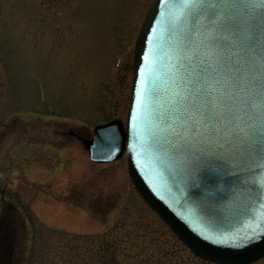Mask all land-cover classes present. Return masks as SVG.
<instances>
[{
    "label": "rangeland",
    "instance_id": "374dc122",
    "mask_svg": "<svg viewBox=\"0 0 264 264\" xmlns=\"http://www.w3.org/2000/svg\"><path fill=\"white\" fill-rule=\"evenodd\" d=\"M154 2L0 0L2 264H216L151 209L126 156L95 163L68 135L127 121Z\"/></svg>",
    "mask_w": 264,
    "mask_h": 264
},
{
    "label": "water",
    "instance_id": "95a60500",
    "mask_svg": "<svg viewBox=\"0 0 264 264\" xmlns=\"http://www.w3.org/2000/svg\"><path fill=\"white\" fill-rule=\"evenodd\" d=\"M200 61L211 65L199 81L208 77V97H198L206 124L193 150L179 149L189 66ZM83 143L96 163L127 155L142 198L199 258L262 259L264 0H155L136 44L126 125H99Z\"/></svg>",
    "mask_w": 264,
    "mask_h": 264
},
{
    "label": "snow or ice",
    "instance_id": "6c2138e0",
    "mask_svg": "<svg viewBox=\"0 0 264 264\" xmlns=\"http://www.w3.org/2000/svg\"><path fill=\"white\" fill-rule=\"evenodd\" d=\"M186 41V46L191 47L192 36L189 35L188 37H186ZM208 67H211V65L206 64L204 61H200L198 64L189 66L188 95L185 98L186 102L183 108V113L187 118L181 119L180 117H178L181 119V125L180 130L176 131V140L178 141V143L174 145V147L176 148H187L189 150H193L192 140L196 139L198 134H200V124H206L203 113L207 108V103L204 99H198V97L201 92H204V96L208 97L207 89L205 87V81L208 80V77L204 76L203 83L199 82L202 75L201 69H203L204 72H207ZM194 85L195 87H193ZM193 105H197L198 108H194ZM193 113L197 114L198 119L193 118ZM190 121L192 123H189ZM193 124L198 129L195 134H193L191 131V127ZM185 133H187L188 135L186 136Z\"/></svg>",
    "mask_w": 264,
    "mask_h": 264
},
{
    "label": "flooded vegetation",
    "instance_id": "af4514ba",
    "mask_svg": "<svg viewBox=\"0 0 264 264\" xmlns=\"http://www.w3.org/2000/svg\"><path fill=\"white\" fill-rule=\"evenodd\" d=\"M68 135L70 136V137H75V138H77L79 141H81L82 142V144H83V139H88V137H85V136H83V135H81V134H78L76 131H69V133H68ZM92 137V136H91ZM4 192L5 191H3V196H4ZM5 208V207H4ZM9 208H12V206L10 205L9 206ZM2 211H3V206H1L0 205V221H1V226H2V230H1V235H0V245H1V241L2 240H7L8 239V236L7 235H4V231H5V220H4V218H3V214H2ZM10 211V210H9ZM4 214L6 215V212H4ZM0 264H2V262H1V260H0Z\"/></svg>",
    "mask_w": 264,
    "mask_h": 264
}]
</instances>
